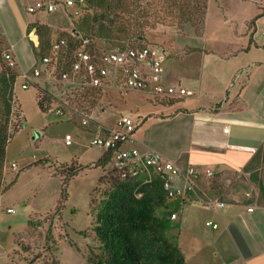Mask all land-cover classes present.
Segmentation results:
<instances>
[{"label":"rangeland","instance_id":"1","mask_svg":"<svg viewBox=\"0 0 264 264\" xmlns=\"http://www.w3.org/2000/svg\"><path fill=\"white\" fill-rule=\"evenodd\" d=\"M128 1L132 3L133 11L119 10L117 19L114 17L117 21L114 27H119L120 21H124V26L129 24L122 28L131 30L135 27L139 43L151 47L156 55L163 53V71L170 72L175 78L188 76V79H193L195 66L201 56L191 54L199 48L206 52H217L222 47L229 48L231 44L236 47L235 44L240 43L238 39L227 37L224 25L232 23L231 10L236 6V0H180L173 9L166 0ZM260 1L264 6V0ZM180 8L193 11L192 15L184 18ZM96 13L94 9L85 11L83 19L91 18ZM73 14L72 8L66 12L39 15L22 10V16L28 19L29 24L41 22L52 36L72 32L75 24L72 25L67 15ZM252 25L253 20L248 23V30H251ZM1 40L0 75L1 65L5 62L8 64L4 55L10 53L19 76L10 91V111L6 118L2 115L7 94L0 84V127H4L10 135L0 180V264H92L89 257L99 253L92 228L113 176L111 163L99 165L103 149L89 145L96 133L95 125L111 128L121 115L137 116L142 118V123L135 135L138 140H143L145 129L153 119H160L150 117L152 113H158L161 107L167 106L159 105L144 94L113 89L103 90L94 105L87 98H82L79 92L67 91L66 83L52 78L42 69L40 78L23 90L20 88V75L24 70L18 64L6 32L0 27ZM98 42L102 47L110 48L108 44ZM137 42L135 38L125 41L128 46L138 45ZM209 59L204 62L207 63ZM189 82L182 81V86L190 89L192 85ZM34 86L51 94L47 111L39 109ZM193 98L182 99L184 101L177 103L174 108L193 106ZM57 107L63 110V115L55 114ZM17 109L23 114L24 128L17 126ZM144 118L151 119L145 121ZM83 119L88 121L87 126H82ZM153 130L150 138L163 147L162 133ZM66 135L71 137L70 144L65 143ZM178 163L181 164V161ZM259 167L250 165L249 168L254 171ZM65 177L69 181L63 188ZM14 180L15 183L2 193V189ZM62 193L65 195L64 200L61 199ZM7 209L13 212L7 213ZM161 214V211L157 212L158 216ZM29 221L31 227L28 226ZM167 235L173 238L177 246L182 245L181 240L187 235L190 237L187 233L178 240L175 228L168 231ZM195 244L193 240L192 246ZM184 255L186 257V253ZM189 258L186 257L187 264H196L195 260L190 261Z\"/></svg>","mask_w":264,"mask_h":264},{"label":"crops","instance_id":"2","mask_svg":"<svg viewBox=\"0 0 264 264\" xmlns=\"http://www.w3.org/2000/svg\"><path fill=\"white\" fill-rule=\"evenodd\" d=\"M28 2L0 0V27L24 71L36 65L25 33L29 21L22 16ZM235 2L232 23L224 25L227 37L240 43L217 52L202 48L192 52L201 56L192 80L164 73L166 83L182 86V81H190L193 106L161 107L150 116L160 119H153L144 139L135 135L142 151L213 172L211 178L198 179L199 195L217 197L225 207L208 208L191 197L192 202L185 199L173 220L178 240L190 234L177 247L196 264H264V165L254 171L249 168L264 144V6L260 0ZM206 59L210 61L205 63ZM153 129L162 133L163 147L150 138ZM208 221L217 227L206 226Z\"/></svg>","mask_w":264,"mask_h":264},{"label":"trees","instance_id":"3","mask_svg":"<svg viewBox=\"0 0 264 264\" xmlns=\"http://www.w3.org/2000/svg\"><path fill=\"white\" fill-rule=\"evenodd\" d=\"M166 1L172 4V9L176 8L180 2V0ZM131 4L128 0H82L79 4L80 15L71 21L75 27L72 26V32L66 35L52 36L47 26L39 21L29 24L25 28L26 35L34 30L37 37V44L30 40L31 50L36 59L35 67H39L52 78L56 77L60 80L61 75L70 69L75 60V53L83 45L85 39L88 40V43L83 47L88 53L96 56L106 51L151 48L139 43L138 30L135 27L131 30L122 28L127 24L124 26V21L119 22V27H114L117 23V12L122 9L124 11L131 10ZM91 9L98 13L91 18L83 19L85 11ZM180 10L184 18H188L193 12L184 8H180ZM109 16H113V18H109ZM256 18L253 19V23ZM131 38H135L138 45L128 46L125 43ZM61 39L65 41V45L58 50H52V44ZM98 41L108 44L110 48L102 47ZM2 42L1 40L0 45L3 44ZM44 58L48 59L46 66L41 65ZM1 71L0 84L7 94L3 101L5 110L2 116L6 118L10 111V91L19 74L15 67L9 66L6 62L1 65ZM34 88L37 90L36 101L39 109L43 112L47 111L44 104L50 103L51 94L41 87L34 86ZM65 88L67 91L79 92L82 98H87L94 105L97 104L98 96L103 91L100 88H75L69 85H66ZM182 99H164L156 100V102L159 105L172 106L181 102ZM9 138L10 135L5 128L0 127V180ZM110 157L111 153L104 151L98 160L99 165L104 166L111 163ZM249 164L254 167L264 165V144L253 155ZM112 173L111 187L104 193V198L96 214V224L92 228L98 241L99 253L91 255L89 261L92 264H187L184 252L177 247L173 238L167 235V232L176 226L173 224L171 215L178 212L185 203V199L168 197L162 188L161 180L157 177H153L149 183H146L144 175L121 179L115 171ZM68 181L69 178L67 180L65 177L62 182L63 188L67 186ZM14 183L15 180L3 188L2 193ZM196 191L197 193L201 192L200 189H196ZM63 197H65L64 193H62L61 199ZM187 200L189 203L192 202L190 199ZM158 211L162 213L160 216L157 215ZM28 226H32L31 221L28 222Z\"/></svg>","mask_w":264,"mask_h":264},{"label":"built area","instance_id":"4","mask_svg":"<svg viewBox=\"0 0 264 264\" xmlns=\"http://www.w3.org/2000/svg\"><path fill=\"white\" fill-rule=\"evenodd\" d=\"M82 0H29L25 6L28 14L56 12H66L69 8L74 10L73 15H67L72 21L80 15L79 4ZM30 39L37 44V37L32 30ZM33 38V39H32ZM35 38V39H34ZM88 40H83V45L77 49L75 60L70 69L64 72L60 81L75 88H100L102 90L129 91L144 94L148 98L162 101L164 99H181L193 96L191 90L185 89L181 85L170 84L164 81L162 60L164 54H154L151 48H129L123 51H106L100 55H91L83 47ZM65 45L61 39L52 44V50H58ZM9 66L14 67L15 61L12 54L4 55ZM48 59L44 58L41 65H47ZM51 74V73H50ZM39 67H33L30 71H23L20 75L23 90L28 89L31 84L40 78ZM44 104V108H48ZM18 128H24V117L19 109ZM57 116L63 115L61 108L55 109ZM134 118V117H133ZM129 114L119 116L113 127L106 128L99 124L95 125L96 133L89 141L90 146L100 147L103 151L111 153L110 161L112 171L121 179L135 178L140 175L146 176V183L153 177L161 180L162 188L170 198L199 200L201 204L208 208H224L225 204L217 197L205 198L197 193V181L201 176L211 178L213 172L209 169L201 170L195 166H183L177 161L170 160L163 155L151 151L140 150L136 146V130L142 123V118L133 119ZM82 126H87L88 121L83 119ZM65 143H71V137L65 136ZM14 168L15 165L12 164ZM190 195V196H187ZM251 211L252 208H248ZM12 209H7V213H12ZM171 219H176V214L171 215ZM206 226L213 229L216 224L208 221Z\"/></svg>","mask_w":264,"mask_h":264}]
</instances>
